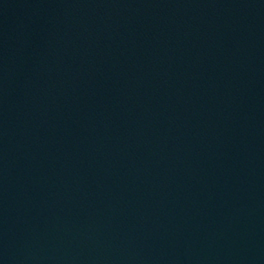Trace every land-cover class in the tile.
I'll use <instances>...</instances> for the list:
<instances>
[{"label": "water", "instance_id": "obj_1", "mask_svg": "<svg viewBox=\"0 0 264 264\" xmlns=\"http://www.w3.org/2000/svg\"><path fill=\"white\" fill-rule=\"evenodd\" d=\"M0 264H264V0H0Z\"/></svg>", "mask_w": 264, "mask_h": 264}]
</instances>
